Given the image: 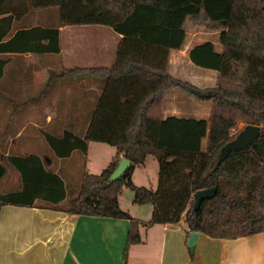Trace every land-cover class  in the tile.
<instances>
[{"label": "trees", "instance_id": "1", "mask_svg": "<svg viewBox=\"0 0 264 264\" xmlns=\"http://www.w3.org/2000/svg\"><path fill=\"white\" fill-rule=\"evenodd\" d=\"M33 8L54 9L57 27L21 30L4 47L13 45L23 32L37 31L32 45L20 42L14 49L58 53V27L66 25H102L121 36L110 68L75 67L61 73L63 77L84 72L97 76L101 91L82 135L68 130L61 136L45 135L55 155L66 157L74 150L85 155L88 142L116 150L99 174L83 171L78 194L65 211L129 220L124 258L130 245L141 242L140 226L183 221L189 232L228 239L264 231V0L0 1V14L18 16ZM187 18L225 25L218 34L220 51L205 41L188 53L195 66L217 72L212 94L189 89L168 71L170 50L184 45ZM172 87L211 101L208 117H163L164 94ZM237 118L259 125L262 131L248 149L232 151L219 160L221 147L233 138ZM119 155L131 165L119 179L109 182ZM149 155L158 163L155 189L131 180L134 167ZM6 160L19 171L22 187L6 193L0 190V208L32 206L36 197L53 203L65 197L61 179L45 172L36 155H9ZM4 173L0 163V180ZM48 186L52 197L38 191ZM211 187L217 189L215 196L194 210L193 193ZM123 188L132 191V203L152 205L147 221L120 208L118 196Z\"/></svg>", "mask_w": 264, "mask_h": 264}, {"label": "crops", "instance_id": "2", "mask_svg": "<svg viewBox=\"0 0 264 264\" xmlns=\"http://www.w3.org/2000/svg\"><path fill=\"white\" fill-rule=\"evenodd\" d=\"M41 10H28L18 16L0 14V83L3 87V97H0L3 104L0 147L9 150L11 145L16 144L23 150L4 154L3 159L9 166L0 160L5 166L0 190L6 193L18 191L22 187L19 171L6 157L33 154L40 159L45 172H51L61 179L65 197L58 203L36 197L32 206H1L0 264H264V231L235 239L211 238L199 232L193 248L190 249L187 239L191 231L187 230L183 221L175 225L140 226L141 242L130 245L124 258L129 220L69 213L59 207L67 200L68 184L79 181L81 171L99 174L116 153L114 148L113 152L107 154L104 143L88 142L85 155L78 150L72 151L66 157L55 155L45 135L61 136L64 130L82 135L101 91L97 76L84 72L66 78L61 73L64 69L75 67L110 68L115 63L121 36L102 25H66L58 27V53L19 52L14 49L20 42L22 45H32L39 34L37 31L20 33V39L13 45H2L21 30L57 27L56 11L51 8L42 14ZM189 19H186L184 29ZM41 20L46 24L41 23ZM28 21L33 23L26 24ZM26 36L30 38L25 39ZM109 37L114 42L107 43ZM187 45L186 36L181 49L170 50L168 71L173 78L171 57L183 51ZM194 46L188 49L187 54ZM215 49L220 51V48ZM173 88L178 87H172L164 94L165 105L168 93ZM165 105L163 114L170 109V105ZM167 116L182 117L176 111L163 117ZM12 118L19 119L18 132L13 138L6 139L7 133L14 130L10 128L13 127ZM192 118L205 119L207 116ZM26 119L30 121L26 122ZM29 123L32 127L28 130ZM29 136L36 145L29 144ZM204 145L205 141L203 147ZM36 147L46 150L45 154L32 150ZM147 158L148 156L141 166L145 165ZM137 166L140 165L135 167ZM12 170L14 172L10 178L13 179H7ZM134 170L131 180L135 184ZM49 189L48 186L46 189L39 188L38 191L41 195L52 197ZM123 190L118 196L120 208L133 218L147 221L151 216L152 206L138 207L134 212L131 207L122 208L120 198ZM130 203L135 205L132 200Z\"/></svg>", "mask_w": 264, "mask_h": 264}, {"label": "rangeland", "instance_id": "3", "mask_svg": "<svg viewBox=\"0 0 264 264\" xmlns=\"http://www.w3.org/2000/svg\"><path fill=\"white\" fill-rule=\"evenodd\" d=\"M41 8H33L30 10H40ZM50 9L43 8L42 14L44 11H49ZM43 24H46L43 20H41ZM33 22H26V24H31ZM225 28L224 23H214V22H206V21H194V20H188L186 25H185V31H186V36H187V47L185 46L184 50L181 52H178L175 55H172L171 57V72L175 78L178 79L186 87H189L191 90H196L197 92L201 93H210L213 91V89L216 87V79H217V72L216 71H208L210 69H205L201 67H196L193 65V63L189 60L187 51L191 46L201 44L205 42L206 40H209L213 42L214 46L216 48H220L221 50V45L218 41V34L220 31H222ZM109 37V42L113 41ZM114 42V41H113ZM187 48V50H186ZM178 66V67H177ZM80 68V67H77ZM201 69V70H199ZM205 70V71H204ZM66 78H71V77H66ZM184 87V88H186ZM192 87V88H191ZM2 84L0 83V97L2 95ZM3 97V96H2ZM1 97V98H2ZM166 105L163 102V107H162V116L165 114H170L173 112L179 113L180 116L182 117H208L209 113L208 110L210 111L211 109V101H203L197 98L195 95L192 93L186 91L183 88H173L171 91L168 93V97L166 98ZM52 104V103H51ZM176 104V109L174 110V105ZM2 102L0 100V128L1 126V118H2ZM164 105L168 107L170 105L169 111L164 112L163 114V109ZM13 120V127H10L11 130L14 128L13 131H10L7 133L5 138H13L17 134V126L19 124V119L18 118H12ZM11 120V121H12ZM30 121V119H26V122ZM31 123H29V126ZM246 124L244 121H242L241 118L236 119V125L235 129L232 130L233 138L237 135V133L245 126ZM31 128L32 126L29 127ZM33 138L32 137H27V141L29 144H33ZM17 141V140H16ZM104 147L106 148V153L109 154L113 152L114 147L104 144ZM35 152H39L40 154H45L46 150L42 148H35L32 149ZM18 146L11 145L9 147V150L7 148L2 149L0 147V160L7 166H9L6 161H4L3 157L6 152L8 153H19L22 152ZM3 154V155H2ZM13 170L10 171V174L7 175V179L13 176ZM82 173L81 171V177L80 180L77 182H71L68 184V197L65 202L60 204L59 207L62 209H68L70 207V202L71 200L78 194V191L80 189L81 185V179H82ZM157 176H158V163L156 159L153 156H148L147 161L144 166H137L135 167L134 170V181L136 182L135 185L137 186H144L147 188L155 189L157 186ZM13 179V178H10ZM133 197V193L129 188H124L123 194L120 198V205L122 208H132V212L135 211L138 207H151V204H144V205H133L131 204V200Z\"/></svg>", "mask_w": 264, "mask_h": 264}, {"label": "water", "instance_id": "4", "mask_svg": "<svg viewBox=\"0 0 264 264\" xmlns=\"http://www.w3.org/2000/svg\"><path fill=\"white\" fill-rule=\"evenodd\" d=\"M202 94L201 92H199ZM212 94V92H210ZM262 129L259 125L255 124H246L238 133L237 135L232 138L231 140L227 141L220 149L219 152V160H223L226 156H228L232 151H241L246 150L250 147L252 142L256 140ZM131 161L126 157H121L114 168V170L108 176V181L112 182L116 179H119L121 175L127 171L130 167ZM217 192L216 187L205 188L197 190L193 193V208L194 210L197 209L201 202L210 199L215 196ZM198 231H191L189 237L187 239V246L188 248L192 249L197 236Z\"/></svg>", "mask_w": 264, "mask_h": 264}]
</instances>
